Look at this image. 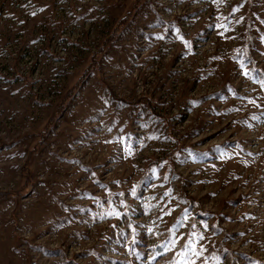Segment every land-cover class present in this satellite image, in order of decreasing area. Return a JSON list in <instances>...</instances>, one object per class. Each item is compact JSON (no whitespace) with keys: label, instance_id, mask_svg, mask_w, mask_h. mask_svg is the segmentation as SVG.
Returning <instances> with one entry per match:
<instances>
[{"label":"rangeland","instance_id":"obj_1","mask_svg":"<svg viewBox=\"0 0 264 264\" xmlns=\"http://www.w3.org/2000/svg\"><path fill=\"white\" fill-rule=\"evenodd\" d=\"M0 264H264V0H0Z\"/></svg>","mask_w":264,"mask_h":264}]
</instances>
